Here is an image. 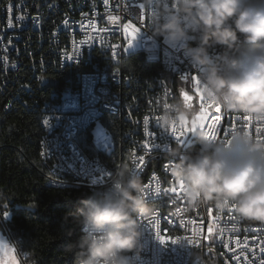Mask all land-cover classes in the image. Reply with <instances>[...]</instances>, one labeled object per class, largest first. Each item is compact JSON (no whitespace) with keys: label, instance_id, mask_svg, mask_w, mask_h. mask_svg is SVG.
<instances>
[{"label":"built area","instance_id":"obj_1","mask_svg":"<svg viewBox=\"0 0 264 264\" xmlns=\"http://www.w3.org/2000/svg\"><path fill=\"white\" fill-rule=\"evenodd\" d=\"M141 4L142 0H0V111L41 112L47 186H89L103 193L122 165L118 134L129 136L127 150L146 182L149 204L157 208L151 219L141 218L143 251L132 256L134 264H259L264 259L259 251L264 247V224L241 220L233 211L221 212L211 205L187 210L184 190L170 176L168 151L176 144L190 150L192 140L185 132L181 138L185 144H181L160 128L157 118L165 105L179 99L180 87L176 89L170 81L185 74L192 79L197 73L179 47L163 51V38L150 28V10L144 7V19L140 18ZM129 22L140 33L124 53V26ZM135 53L154 63L159 56H167V64L160 74H134L127 70L126 60ZM192 84L190 93L197 96L199 105L193 80ZM203 103L208 106L205 99ZM215 112L214 106L208 108L204 130H212L216 137L229 138L233 131L245 128L264 139V123L228 112L221 123H213ZM181 130L185 131H177ZM85 134L90 137L87 150L80 144ZM145 142L152 146L150 150ZM157 188L160 194L155 193ZM160 203H168V210H160ZM210 216L215 217L217 228L211 240L207 236ZM153 224L172 237L177 235L171 234V226H186L193 242L162 244ZM194 230L200 232L198 237ZM149 238H156L155 251H146Z\"/></svg>","mask_w":264,"mask_h":264},{"label":"clouds","instance_id":"obj_2","mask_svg":"<svg viewBox=\"0 0 264 264\" xmlns=\"http://www.w3.org/2000/svg\"><path fill=\"white\" fill-rule=\"evenodd\" d=\"M142 2L150 10L153 34L183 51L208 103L264 123V0ZM204 115L188 93L164 107L157 121L170 133L195 128L190 150L176 144L167 153L187 210L211 205L264 224V139L245 128L214 139L200 126ZM146 193L145 180L125 163L111 187L81 200L72 215L82 235L66 246L74 264H134L132 256L143 251L141 218L157 214Z\"/></svg>","mask_w":264,"mask_h":264},{"label":"trees","instance_id":"obj_3","mask_svg":"<svg viewBox=\"0 0 264 264\" xmlns=\"http://www.w3.org/2000/svg\"><path fill=\"white\" fill-rule=\"evenodd\" d=\"M126 67L147 77L160 74L163 68L142 53L130 55ZM170 82L179 88L176 79ZM42 135L40 111H0V227L14 243L23 264H74L66 246L82 233L72 214L81 200L95 192L89 186L46 185ZM122 137L118 134V140ZM89 138L87 134L80 138L86 150Z\"/></svg>","mask_w":264,"mask_h":264},{"label":"snow or ice","instance_id":"obj_4","mask_svg":"<svg viewBox=\"0 0 264 264\" xmlns=\"http://www.w3.org/2000/svg\"><path fill=\"white\" fill-rule=\"evenodd\" d=\"M140 8H141V17H140V18H141V20H143V19H144V17H143V8H144V6L141 4V5H140ZM10 10H11V5H9V11H10ZM9 23H10V22H9ZM65 24H67V21H65ZM129 29H131V31H129ZM124 32H125V36H126V39H127V46L124 47V48L122 49V51H123L124 53H126V52L128 51V49H130V48L134 45V42L136 41V39H137V37H138V35H139V33H140V28L136 27L135 24L129 22L128 24H126V25L124 26ZM82 43H84V44H88L87 41H83ZM117 47H119V46L117 45ZM80 55H81V53H80L79 55L76 56V59H78V57H79ZM116 55H117L116 51L113 50V51H112V56H113V57H116ZM68 59L71 60V59H73V57H68ZM182 78L185 79V80H187V79H188V76L185 74V75L182 76ZM192 80L195 82V85H196V87H195V91H196V93L199 94L200 99H201V101H202V103L200 104V107L203 109V112H204V114L206 115V113L208 112V108H209V107H213V105H212L211 103H208V106L206 107L205 104L203 103L204 98H203V96L200 94V87H199V83H200V82H199V78H198V76L193 75V76H192ZM183 94H184V95H187L188 92L185 91V92H183ZM189 98H192V97H189ZM165 107H167V105H165ZM214 107H215V110H216L217 113H219V112L221 111L220 108H219L218 106H214ZM205 115H204V118H205ZM204 118L201 120V123H200V126H201L202 128H204V124H203ZM157 119H159V118H157ZM217 119H220V117L218 116ZM244 119H245L246 121H252L251 118H249V117H244ZM43 123H44L45 125H47V124L49 123V121H48V120H45V121H43ZM148 123H149L148 117H145V118H144V124H145V126H147ZM146 130H147V128H146ZM187 131H192V132H194V131H195V128H193V129H191V130L187 129ZM260 131H261V129L258 128V129H257V132L259 133ZM209 132H210V134L213 136L214 139L217 138L216 135H215V133H214L212 130H209ZM172 134L175 136V138L177 139V141H179L181 144H185V141H184V140H181V138L185 136V131H184V130H181V131L178 132V131L174 128V129L172 130ZM257 138L260 139L259 136H258ZM185 146H186V145H185ZM151 147H152L151 145H149L147 142H145V148H147V149L150 150ZM143 160H144V157L141 156V157H140V161L143 162ZM136 167H137V169H140V164H137ZM165 167L167 168L168 166L166 165ZM146 187H147V186H146ZM179 187H180V189H183L182 186H179ZM183 190H184V189H183ZM168 191H170V192H175L176 189H175V188H170V189H168ZM155 193H156V194H160V189L157 188V189L155 190ZM146 194L148 195V193H146ZM211 212H212V210L209 209V215H211ZM7 216H8V212L5 210V211L3 212V217L6 218ZM149 224H152V222L149 221ZM152 226H153L154 231H155V233H156V237H157V239H159L160 242H161L162 244H167V243H169V242H172V243L180 242L181 237H178V236H177V237H172V236H168V235L161 234V231H160V228H159V225H158V224H153ZM212 231H213V227H212L211 224H209V226H208V228H207V232H208L209 236L212 234ZM193 235H194V237H198V236L200 235V232L194 230V234H193ZM184 239H189V238H188V237H184ZM192 242H193L192 240H189V243H192ZM262 243H264V242H262ZM259 251H260L261 253H264V247H261V248L259 249ZM249 264H251V262H249ZM259 264H264V259H261V260L259 261Z\"/></svg>","mask_w":264,"mask_h":264},{"label":"bare ground","instance_id":"obj_5","mask_svg":"<svg viewBox=\"0 0 264 264\" xmlns=\"http://www.w3.org/2000/svg\"><path fill=\"white\" fill-rule=\"evenodd\" d=\"M80 0L76 1L78 3ZM163 51L171 52V46H169L165 41H163ZM158 63L165 68V64H167V56H159ZM220 119H217V117ZM225 119V112H215L213 113V123H221L222 120ZM127 146H129V136L123 134V137L118 140V157H122V164H130L134 166V158L133 155L129 154V150H127ZM126 157V159L124 158ZM59 187L57 185H52ZM160 210H168V203H160ZM171 234H176L178 237H181L180 241H189V239H184V237L189 238V229L186 226H171ZM156 250V238H149L146 243V251H155Z\"/></svg>","mask_w":264,"mask_h":264},{"label":"rangeland","instance_id":"obj_6","mask_svg":"<svg viewBox=\"0 0 264 264\" xmlns=\"http://www.w3.org/2000/svg\"><path fill=\"white\" fill-rule=\"evenodd\" d=\"M176 81L179 84L180 88L188 90L189 92L193 91V84L191 78L185 80L182 77H179ZM200 104H201V99L198 108L200 107ZM208 118L209 115L208 113H206L203 121L204 128L206 126ZM185 132L188 140H192L193 139L192 133L190 131H187V129H185ZM209 224H211L213 227L212 234L209 236V234L207 233L208 239L211 240V238L216 236L217 234L215 217L213 216L209 217ZM0 264H23L14 243L11 241L6 231L1 227H0Z\"/></svg>","mask_w":264,"mask_h":264},{"label":"water","instance_id":"obj_7","mask_svg":"<svg viewBox=\"0 0 264 264\" xmlns=\"http://www.w3.org/2000/svg\"><path fill=\"white\" fill-rule=\"evenodd\" d=\"M76 1H78V0H76ZM185 91H187V90H185V89H183V88H180V89L178 90V96H179V98H181L183 92H185ZM187 92H188V91H187ZM188 93L191 94V95L193 96V105H194V107H197V106H198V98H197V96L193 95V94L190 93V92H188Z\"/></svg>","mask_w":264,"mask_h":264}]
</instances>
